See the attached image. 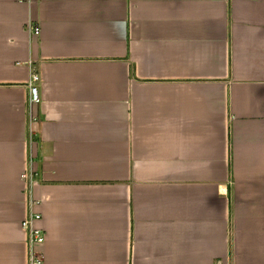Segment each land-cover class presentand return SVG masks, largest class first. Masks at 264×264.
<instances>
[{
  "label": "crops",
  "instance_id": "1",
  "mask_svg": "<svg viewBox=\"0 0 264 264\" xmlns=\"http://www.w3.org/2000/svg\"><path fill=\"white\" fill-rule=\"evenodd\" d=\"M27 211L39 264H264V0H0V264Z\"/></svg>",
  "mask_w": 264,
  "mask_h": 264
},
{
  "label": "built area",
  "instance_id": "2",
  "mask_svg": "<svg viewBox=\"0 0 264 264\" xmlns=\"http://www.w3.org/2000/svg\"><path fill=\"white\" fill-rule=\"evenodd\" d=\"M38 26H32V32H38ZM40 80L37 72L33 71L27 81L28 92L26 102L28 105L35 104L40 100L36 83ZM22 178L28 179L30 182L34 177H30V173H22ZM39 213L35 211H27L25 217L21 220V227L25 231L26 243V264H39L42 260L40 245L44 240L43 230L35 225V221L39 218Z\"/></svg>",
  "mask_w": 264,
  "mask_h": 264
}]
</instances>
